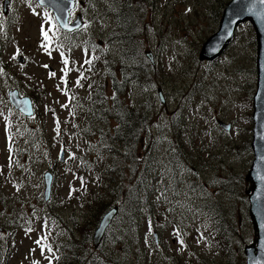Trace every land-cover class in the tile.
<instances>
[{"label":"rangeland","instance_id":"374dc122","mask_svg":"<svg viewBox=\"0 0 264 264\" xmlns=\"http://www.w3.org/2000/svg\"><path fill=\"white\" fill-rule=\"evenodd\" d=\"M2 1L0 264H47L50 239L60 250L67 230L78 238L93 230L105 209L96 201L108 199V183L116 184L97 175L113 162L123 168L122 185H136L127 194L137 214H126L138 218L136 225L117 215L112 227L122 244H114L116 250L133 239L135 250H146L141 264H245L244 249L257 239L246 179L257 76L253 28L241 23L221 55L198 58L229 0H133L131 13L122 11L124 0H80L71 15H79L82 26L59 45L50 12L34 0H11L4 14ZM119 27L135 36L121 43ZM139 64L150 65L145 80L143 70H135ZM114 78L124 80L126 105L145 114L137 121L147 122L142 130L150 137L142 134L137 148L114 141L117 123L99 110L114 93ZM10 89L33 98L32 117L12 107ZM67 93L73 99L66 102ZM27 133L32 142L26 147L17 135ZM121 152L137 156V167L128 170V157L122 165ZM45 171L54 174L47 201ZM214 229L221 242L232 233L228 244L219 243Z\"/></svg>","mask_w":264,"mask_h":264},{"label":"water","instance_id":"95a60500","mask_svg":"<svg viewBox=\"0 0 264 264\" xmlns=\"http://www.w3.org/2000/svg\"><path fill=\"white\" fill-rule=\"evenodd\" d=\"M41 0L42 5L51 7L56 19L62 28L73 30L80 26L79 16L71 23H67L69 11L73 8L74 0ZM7 0L3 2L4 12L6 11ZM250 21L256 34V88L252 103V139L251 149L253 159L251 168L246 179L251 183L249 201V215L252 225L256 230L257 239L255 244L245 247L246 264H264V0H230L222 11L217 31L209 36L202 44L198 58L200 60H211L221 54L233 36L235 27L243 21ZM67 25V27H65ZM153 63L152 53L146 55ZM159 92L162 103L164 100ZM9 100L13 106L24 115H31L33 112L32 103L29 97H21L17 90L9 91ZM218 124L226 131L230 124L219 121ZM52 174L44 173V196L48 199L51 190ZM117 213V206L108 210L96 228L92 241L97 245L105 228L112 217Z\"/></svg>","mask_w":264,"mask_h":264},{"label":"trees","instance_id":"16d2710c","mask_svg":"<svg viewBox=\"0 0 264 264\" xmlns=\"http://www.w3.org/2000/svg\"><path fill=\"white\" fill-rule=\"evenodd\" d=\"M124 6L122 7V11L126 12V13H131L133 12L135 9V5H133V0H124ZM124 19H130V18H124ZM129 23V21H128ZM121 30V35L119 38V41L121 43H125L127 41H129V38L134 37V33H131V31L119 27ZM135 51V48L132 49V53ZM141 54H143V52H141ZM140 65V64H139ZM141 66V65H140ZM146 67V69H145ZM150 67V65H142L139 68H136L135 70H143L142 74L144 73L145 78H142V80H145L148 78V74L146 73L147 69ZM124 73V69L122 70V74ZM112 86H113V91L114 93L112 94L111 97H109L111 100H105V104L103 106H101L99 108L100 112H101V116H106L108 115L110 118H112L113 120H115V122L117 123L116 125V132H115V136L113 137L114 141H116L117 143L120 144L121 147H126L127 143L133 144L134 148H137V144H143L141 142H139V140L141 139L140 136L143 134L144 137H147L146 139H144L145 141H147L150 137V133L148 132H144L145 127H148L147 122H138L137 118L140 115L141 117H145L144 113H141L139 110L137 109H133L130 108L128 105H126V103L123 101L122 99V93L124 91L125 85H124V80H118L116 78L113 79L112 82ZM91 89V88H89ZM95 91L93 89H91V93ZM110 104V105H109ZM139 124H141V126L139 127ZM143 126H145L144 128H142ZM148 133V135H147ZM18 138H22L25 140H28V133L24 136L22 134H18ZM17 138V139H18ZM19 140V139H18ZM32 139H30L31 141ZM15 142V141H14ZM139 142V143H138ZM122 156V165H124V162L126 163V157H128V162H129V166L128 170L131 171L134 168L137 167V160L136 157L133 154H122L119 153L116 155L117 159L121 158ZM121 163H111L110 165H108L107 167H105L103 169L104 174L103 175H97V179H101V178H107L108 180H110L111 182H116V184L112 185L110 184L109 190L110 191V197L108 199L104 200L102 199V201H96V205L97 206H104L106 209L107 207H112L114 205H117L119 207L118 210V214L122 213L123 217L119 218V221H129L131 223H135L136 225L138 224V218L135 219V217L133 216L132 218L128 217L126 213L129 212H133L137 214V207L136 209H134V207L132 206H128L129 202L134 201V199L132 198V196H130L129 194H127V191L130 189L132 194V191L135 190L136 188H134L136 185L134 184V187H127L122 185L121 179L123 178V176L125 177V174H123V168H120ZM118 181V182H117ZM104 189H107L106 187H103ZM108 190V189H107ZM98 198L100 197V194H97ZM213 207V206H212ZM121 226V225H120ZM123 232H128L127 229H121ZM215 234H217L218 237V241L220 240L219 243H221V245L223 246L225 244H228V235H232V233H227L226 236V240L224 242L222 241L221 238V233L220 231H217L214 229ZM229 237V238H230ZM114 239H115V243L117 242V238L115 236L114 233ZM230 240V239H229ZM118 244H122V243H118ZM230 244V241H229ZM230 246V245H229ZM133 249V251L131 252V248ZM121 253L123 252H129L130 254V258L129 259H124L123 256H119L118 258L113 257L112 259V263L113 264H141L143 262V259L145 257V249L144 248H138L137 250H135V240H131V242L129 244H125V246H121L120 250ZM135 252H137V254H135ZM90 253H92L90 251ZM117 254L115 250H113V255ZM107 264L111 263V259H107L105 261ZM97 264H101L102 263V259H98L96 261ZM228 264H234L233 262H231V260H227Z\"/></svg>","mask_w":264,"mask_h":264},{"label":"flooded vegetation","instance_id":"af4514ba","mask_svg":"<svg viewBox=\"0 0 264 264\" xmlns=\"http://www.w3.org/2000/svg\"><path fill=\"white\" fill-rule=\"evenodd\" d=\"M76 1L80 3V0ZM72 34H74V32L66 33L68 37H72ZM99 217L101 216L99 215ZM99 217L93 230L84 231L83 235H79L80 238L73 233L76 231L75 229L67 230L66 234H68V238L66 240H61L62 248H60L59 252L61 253L62 251V253L60 254L58 264H97L96 261L99 258L102 259L101 264H107L105 261L109 258L112 262L114 250L112 222L105 230L100 243L96 247H94L91 242L94 229L100 220ZM90 251L92 253H90Z\"/></svg>","mask_w":264,"mask_h":264},{"label":"bare ground","instance_id":"6f19581e","mask_svg":"<svg viewBox=\"0 0 264 264\" xmlns=\"http://www.w3.org/2000/svg\"><path fill=\"white\" fill-rule=\"evenodd\" d=\"M230 1V0H229ZM228 1V2H229ZM45 2V1H44ZM227 2V3H228ZM226 3V4H227ZM8 5V4H7ZM52 18V17H51ZM219 22H220V20H219ZM256 49H257V42H256ZM152 52L151 51H146V52H144V54H145V56L146 55H148V54H151ZM143 55V54H142ZM147 58H148V56H146ZM215 59V58H214ZM213 60V59H212ZM210 61V60H209ZM220 121V120H219ZM218 121V122H219ZM18 136L19 135H17V138H18ZM28 140H25V139H21V141H23L24 143H25V146L27 147L28 146V144H31V142H32V140L30 141V139H32V134L31 133H28ZM13 140L15 141V139H14V133H13ZM20 141V140H19ZM15 143V142H14ZM61 152V151H60ZM78 198H79V200H81V197L80 196H77ZM62 244H60V246H61ZM95 247V246H94ZM61 248H62V246H61Z\"/></svg>","mask_w":264,"mask_h":264},{"label":"snow or ice","instance_id":"6c2138e0","mask_svg":"<svg viewBox=\"0 0 264 264\" xmlns=\"http://www.w3.org/2000/svg\"><path fill=\"white\" fill-rule=\"evenodd\" d=\"M44 2V0H41V3H43ZM65 27H67V25H65ZM43 35H44V37H45V39L47 40V39H49V37H48V33L47 32H43ZM63 55V54H62ZM90 61H85V63H89ZM65 63L67 64V61H65ZM45 67H47L46 65H45ZM51 75H55V73H52ZM65 107L67 106V105H64ZM36 243L37 244H40V240H37L36 241ZM181 243H183V241H181ZM43 250V249H42ZM49 250H51L50 248H49ZM37 264H38V262H37Z\"/></svg>","mask_w":264,"mask_h":264}]
</instances>
